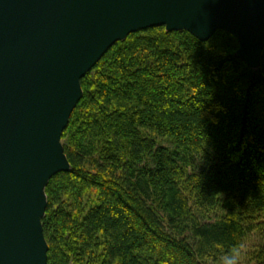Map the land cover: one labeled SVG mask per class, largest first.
<instances>
[{
    "label": "trees",
    "instance_id": "trees-1",
    "mask_svg": "<svg viewBox=\"0 0 264 264\" xmlns=\"http://www.w3.org/2000/svg\"><path fill=\"white\" fill-rule=\"evenodd\" d=\"M237 48L155 26L85 74L61 136L71 169L45 188L47 264L237 258L264 214V49L256 70ZM261 237L248 264H264Z\"/></svg>",
    "mask_w": 264,
    "mask_h": 264
},
{
    "label": "water",
    "instance_id": "water-1",
    "mask_svg": "<svg viewBox=\"0 0 264 264\" xmlns=\"http://www.w3.org/2000/svg\"><path fill=\"white\" fill-rule=\"evenodd\" d=\"M155 26L217 30L259 70L264 0H0V264H47L45 188L71 169L61 136L81 79L116 42Z\"/></svg>",
    "mask_w": 264,
    "mask_h": 264
},
{
    "label": "rangeland",
    "instance_id": "rangeland-1",
    "mask_svg": "<svg viewBox=\"0 0 264 264\" xmlns=\"http://www.w3.org/2000/svg\"><path fill=\"white\" fill-rule=\"evenodd\" d=\"M260 223H258L259 225H261L260 227L263 228V230L261 231L260 227L257 225L255 226V228L248 232V234L245 237V244L242 248V252L237 256V264H248V257H247V253L252 250L260 241H261V235L264 232V214L261 215L260 218Z\"/></svg>",
    "mask_w": 264,
    "mask_h": 264
},
{
    "label": "clouds",
    "instance_id": "clouds-1",
    "mask_svg": "<svg viewBox=\"0 0 264 264\" xmlns=\"http://www.w3.org/2000/svg\"><path fill=\"white\" fill-rule=\"evenodd\" d=\"M236 256H233L230 261H229V264H236Z\"/></svg>",
    "mask_w": 264,
    "mask_h": 264
}]
</instances>
